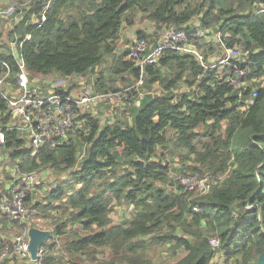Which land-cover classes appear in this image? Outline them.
Instances as JSON below:
<instances>
[{
  "label": "trees",
  "instance_id": "obj_1",
  "mask_svg": "<svg viewBox=\"0 0 264 264\" xmlns=\"http://www.w3.org/2000/svg\"><path fill=\"white\" fill-rule=\"evenodd\" d=\"M48 1L31 2L11 32L18 36V45L31 36L19 51L32 77L93 71L106 55L115 54L122 26L132 24L134 12L178 28L201 16L200 27L219 25L228 47L250 50L242 64L251 70L249 80L264 75V0H202L198 6L189 0H50L41 21ZM185 29L190 36L197 32ZM118 61V71L128 70L138 78L139 69L129 57ZM5 63L15 81L19 68L9 48L0 53V76L7 71ZM218 71H205L192 56L165 50L156 64L146 67L144 85L150 88L160 82L166 94L138 99L140 103L130 108L132 122L102 125L91 117L86 135L77 132L64 143H48L19 164L21 172L51 167L57 177L66 172L70 176L49 191L45 203L33 206L45 218L59 209L64 217L42 246L45 251L36 264H65L54 254L53 238L67 234L70 227L74 238L65 249L71 254L108 247L115 256L132 252L123 264H222L215 260L220 252L226 264L231 260V264H257L264 252V87L252 81L237 89ZM181 81L190 90L175 98L171 90ZM255 90L254 104L241 108ZM7 110L0 95V127L10 118ZM5 139L3 147L10 149L14 167L28 151L22 148L20 132L5 131ZM86 142L88 151L79 160ZM180 149L193 157V170L203 166L216 177L209 192L188 190L172 178L166 157ZM222 175L224 179H219ZM122 204L133 206L132 218L114 223L111 214ZM8 220L1 219L4 226ZM12 222L24 230L30 226ZM76 226L85 234L75 232ZM212 236L220 238L221 249L210 245ZM6 243L0 239V254ZM153 245H169L184 254L175 262H155L143 254Z\"/></svg>",
  "mask_w": 264,
  "mask_h": 264
},
{
  "label": "rangeland",
  "instance_id": "obj_2",
  "mask_svg": "<svg viewBox=\"0 0 264 264\" xmlns=\"http://www.w3.org/2000/svg\"><path fill=\"white\" fill-rule=\"evenodd\" d=\"M29 0H0V50L1 52L7 51L9 47V42L12 40L11 32L25 14L26 10L30 9V3H26ZM190 2L195 3L196 6L201 5L202 0H189ZM264 5V4H263ZM219 6V4H217ZM18 11H20L18 13ZM22 11V12H21ZM201 16L195 17L188 25H184V28H189L190 30H196L198 32H203L204 35L198 37L200 41L199 44L202 46L210 60L218 61L224 54L223 48L219 44V39L216 37V32L219 30V25L217 27H212L210 29H204L200 27L199 18ZM130 19H132V24L124 23L122 29L119 33V41H117V46L114 55H106L104 61L97 65L93 71H89L82 75H73L65 77L60 73H52L45 76H30L31 82L37 83V77L39 79H44L40 81L41 85H48L47 80H56L59 77L66 79V88L65 90H70L72 92H80L85 88H90L96 94H100L103 97L98 101L96 110H98V116H95L94 113L88 114L89 118H99L102 125H107L111 123H116L122 120H130L132 114L130 108L137 103L138 99H141L147 95L152 96H165L166 89L160 82H155L150 88H146L145 77L143 84L133 87L137 78L132 76L128 70L118 71V59L127 58L130 51L134 48L136 41L140 38H146L151 43H154L157 38L160 36L164 27L169 24H160L150 19L146 14L142 12H134ZM34 21L38 20L34 18ZM140 33L144 36L140 37ZM223 39V37H222ZM5 45V47H4ZM127 52H129L127 54ZM163 72L170 74V69L167 66L163 67ZM250 72L246 75V80L250 79ZM12 76L2 85V89L5 92L11 93L8 91L9 87L15 85V81L11 79ZM257 82L259 86H264V75L260 77H253L249 80L251 82ZM190 90V87L183 81L179 82V85L171 90L173 97H177L178 94L187 92ZM119 94V95H115ZM11 95V94H10ZM131 115H130V114ZM226 122H224V127ZM223 127V128H224ZM5 128V127H0ZM84 127H78L75 129V133L80 132L84 133ZM82 142L84 139H82ZM209 141V138L206 139ZM85 142V141H84ZM88 143L80 148V155H86L88 151ZM85 152V153H84ZM0 153H3V159H0V191H5L8 186V183L11 178V170L13 168V161L10 159V149L0 147ZM166 162L172 167V178L178 179L181 176L194 175L198 174L200 177H205L210 175V181L214 182L216 177L212 172L203 166H198V169L193 170V167L196 165L193 157L190 156L186 150L180 149L175 153H168L166 157ZM81 162L76 166V170H80ZM55 170L51 167L44 168L38 173L39 182L36 184L35 188H32L30 192V199L27 200V203L30 202L33 206L37 202H42L46 197L49 196V191L53 188H56L57 184H60L64 181H69V172L62 173L59 177L55 175ZM197 175V176H198ZM198 178L200 179V177ZM219 179H224L222 175L218 177ZM45 188H48L45 190ZM197 193H204L200 189L195 190ZM32 206V208H33ZM133 206L128 204H122L117 206L112 212L111 217L114 223H121L123 220L131 219L133 214ZM54 215L50 218H45L42 215H39L37 212H33L31 216L26 217L20 220L21 223H26L27 226L34 224L35 226H40L41 228L49 229L53 232V228L56 226V223L63 220L61 210L53 211ZM4 214L0 210V239L6 240L7 243L3 248L2 252L7 253L10 249L13 248L14 240L22 234L23 227L20 228L18 224L13 223L11 220H8V224L4 226L1 219L4 217ZM11 221V222H10ZM73 227L68 228V233L64 235L54 236L53 240L57 241V246L54 249V254L59 255L60 258L64 260V263L76 262L77 264H123L125 256H129L132 252L124 250L120 256H115V254L108 247H100L92 249L93 253H80V254H71L66 251L65 245L71 238H74V235L70 230ZM23 229V230H22ZM74 231L78 234H85V231L81 229L80 226H76ZM150 236L143 237L142 239L147 240ZM10 247V249L8 248ZM43 249V253H44ZM47 252V251H46ZM45 252V253H46ZM42 253V254H43ZM143 254H147L150 259L155 262H161L163 260H169L175 262L177 259L181 258L184 254L183 250L173 251L169 245L160 246L153 245L149 247L146 251H143ZM21 254L17 251L6 255L1 264H36L31 260L30 256L22 257ZM18 256V257H17ZM222 253L218 252L215 260L222 264L224 262ZM237 261V259H236ZM234 260H231L229 263H233Z\"/></svg>",
  "mask_w": 264,
  "mask_h": 264
},
{
  "label": "built area",
  "instance_id": "obj_3",
  "mask_svg": "<svg viewBox=\"0 0 264 264\" xmlns=\"http://www.w3.org/2000/svg\"><path fill=\"white\" fill-rule=\"evenodd\" d=\"M27 3H30V0ZM49 5L50 0L45 4L44 10L40 14L41 21L45 20ZM203 35V32L197 31L190 36L185 28L167 25L154 43L146 38L138 39L129 53V59L139 69V76L133 87L143 84L146 67L156 64L163 52L169 49L192 56L205 71L217 68L221 79L241 90L242 86L249 83L246 80V75L250 68L244 67L242 64L248 60L250 50H244L238 46L228 47L222 39L221 31H217L216 37L219 39L224 54L218 61H213L210 60L205 49L199 44L198 37ZM30 38L31 36L27 35L19 45L18 42L12 44L13 56L16 59L19 71L16 75L15 85L8 89L11 93L5 92L1 88L12 76L9 64L5 63L7 71L0 76V95L6 100L8 105L6 113L10 115L5 128L0 129V147H3L6 143L5 131H18L20 137L24 139L22 148L28 151L19 163L12 168L7 189L0 191V210L11 221L22 220L31 216L33 212H37L32 208L33 205L30 202L27 203V200L30 199V192L32 188H35L40 178L37 172H21L19 164L28 156H36L40 149L48 143L57 144L70 140L78 127H84L83 134L86 135L89 131L87 126L90 122L88 114L95 111L96 104L103 97L94 93L90 88H85L76 93L56 87L47 94H42L41 87H33L24 58L19 51L23 41ZM257 95L258 92L255 90L241 108L246 109L254 104ZM239 96H242L241 91ZM83 157L84 155H80L79 160ZM197 175L181 176L179 181L188 190L200 189L204 193L209 192L214 183L210 181L211 176L200 177L198 175L199 179ZM247 207L251 208L252 206L248 205ZM27 231L28 228L14 240L12 249L8 246L10 250L7 253L1 252L0 264L6 255L14 253V251L19 252L23 257L30 256ZM209 243L213 248L221 249L220 238L212 236L209 238ZM42 253L43 248H41L40 257Z\"/></svg>",
  "mask_w": 264,
  "mask_h": 264
},
{
  "label": "water",
  "instance_id": "obj_4",
  "mask_svg": "<svg viewBox=\"0 0 264 264\" xmlns=\"http://www.w3.org/2000/svg\"><path fill=\"white\" fill-rule=\"evenodd\" d=\"M27 236L30 258L37 262L42 246L52 238V231L39 226H28ZM257 264H264V252L259 255Z\"/></svg>",
  "mask_w": 264,
  "mask_h": 264
},
{
  "label": "crops",
  "instance_id": "obj_5",
  "mask_svg": "<svg viewBox=\"0 0 264 264\" xmlns=\"http://www.w3.org/2000/svg\"><path fill=\"white\" fill-rule=\"evenodd\" d=\"M27 3V2H26ZM18 36L17 35H13V37H12V40H11V42H9V47H10V50L12 51V54H13V49H12V44L13 43H15V42H18ZM117 41H119V38L117 39ZM0 45H1V42H0ZM5 46V45H4ZM15 48L17 47L16 45L14 46ZM0 53H2L1 52V50H0ZM37 76H40V75H37ZM42 76H45V75H42ZM36 77V76H35ZM34 78V77H33ZM37 83H34L33 81H32V86L33 87H41V90H42V94H47L50 90H53L54 88H56V87H60V88H62V89H67L65 86H66V79H64V78H62V77H59L58 79H56V80H47V84L48 85H41V83H39L40 81H44V79H39L38 77H37ZM139 102L140 101H137V104H139ZM98 104V103H97ZM97 104H96V106H97ZM96 106H95V108H96ZM94 113V115L95 116H98V110H96L95 109V111L93 112ZM130 114V113H129ZM131 115V114H130ZM127 121V120H126ZM128 122H132V118H130V120L128 119ZM0 159H3V153L1 154L0 153ZM48 188H45V190H47ZM43 203H45V200H43ZM40 227V226H39Z\"/></svg>",
  "mask_w": 264,
  "mask_h": 264
}]
</instances>
